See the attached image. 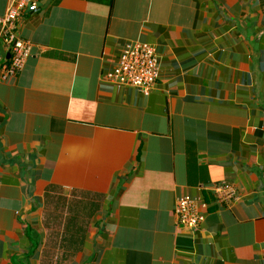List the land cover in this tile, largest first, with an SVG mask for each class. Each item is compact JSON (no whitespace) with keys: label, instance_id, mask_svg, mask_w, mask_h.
Instances as JSON below:
<instances>
[{"label":"crops","instance_id":"crops-1","mask_svg":"<svg viewBox=\"0 0 264 264\" xmlns=\"http://www.w3.org/2000/svg\"><path fill=\"white\" fill-rule=\"evenodd\" d=\"M36 1L12 79L0 40V264H264V0ZM135 41L149 93L114 79Z\"/></svg>","mask_w":264,"mask_h":264},{"label":"built area","instance_id":"built-area-1","mask_svg":"<svg viewBox=\"0 0 264 264\" xmlns=\"http://www.w3.org/2000/svg\"><path fill=\"white\" fill-rule=\"evenodd\" d=\"M37 8L36 0H9L6 11L0 16V40L10 51V61L4 65L1 73L3 80L12 79L22 71L32 53V43L19 36L17 23L24 11ZM158 75L156 52L151 45L135 41L124 46L114 72L116 81L149 93ZM211 189L220 202L230 203L238 198L237 188L231 183H219ZM174 211L178 223L190 228L199 227L205 219L198 204L189 196L179 197Z\"/></svg>","mask_w":264,"mask_h":264}]
</instances>
